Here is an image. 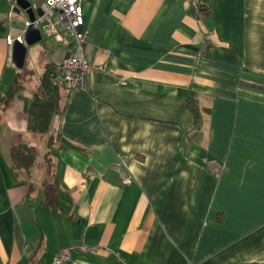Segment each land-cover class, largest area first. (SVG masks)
I'll return each mask as SVG.
<instances>
[{
  "label": "crops",
  "instance_id": "1",
  "mask_svg": "<svg viewBox=\"0 0 264 264\" xmlns=\"http://www.w3.org/2000/svg\"><path fill=\"white\" fill-rule=\"evenodd\" d=\"M15 1L0 12V100L30 74L31 44L40 73L0 110V264H49L71 246L67 264L264 263V0H81L86 41L59 47L38 31L21 70L12 41L28 17ZM69 55L111 75L62 92L53 210L45 138L22 99ZM18 143L35 158L29 177L11 170Z\"/></svg>",
  "mask_w": 264,
  "mask_h": 264
},
{
  "label": "trees",
  "instance_id": "2",
  "mask_svg": "<svg viewBox=\"0 0 264 264\" xmlns=\"http://www.w3.org/2000/svg\"><path fill=\"white\" fill-rule=\"evenodd\" d=\"M197 8L199 15L205 14L206 11L202 7L197 6ZM52 69L53 65L51 64H47L44 67L37 92L30 99L22 100L23 108L27 115L28 130L45 138L44 146H46V152L43 160L47 179L43 183L41 197L45 206L53 210H57L60 187L56 176V167L53 162L56 155H54L52 150L54 146L58 144L59 135L54 133L55 131L53 130L52 125L53 121L60 116L63 107L61 106L62 91L54 87L49 80V74ZM22 82V73L17 72L8 90L0 100V110H4L15 99L20 98V92L23 88ZM186 105L193 117V130H199L202 111L198 108L193 95L187 99ZM9 159L11 163V170L22 172L26 175V177L30 176L34 169L35 158L30 151L29 146L23 143L13 144L9 148Z\"/></svg>",
  "mask_w": 264,
  "mask_h": 264
},
{
  "label": "built area",
  "instance_id": "3",
  "mask_svg": "<svg viewBox=\"0 0 264 264\" xmlns=\"http://www.w3.org/2000/svg\"><path fill=\"white\" fill-rule=\"evenodd\" d=\"M33 11L34 19L23 21L19 35L12 43H23L27 29L36 27L37 31L47 37L56 46H68L72 43L80 47L86 41L84 33V17L81 0H27ZM39 1L36 7L35 3ZM195 1V0H191ZM40 11L35 15L34 11ZM91 73L111 75L105 64L92 65L82 55H69L53 65L49 74L51 84L62 92L85 90L87 77ZM121 81V80H117ZM125 183H129L126 179ZM72 246L61 249L49 264H67L71 259ZM78 251H86L85 245L77 247Z\"/></svg>",
  "mask_w": 264,
  "mask_h": 264
},
{
  "label": "water",
  "instance_id": "4",
  "mask_svg": "<svg viewBox=\"0 0 264 264\" xmlns=\"http://www.w3.org/2000/svg\"><path fill=\"white\" fill-rule=\"evenodd\" d=\"M15 4L23 11H25V14L27 15L29 21H33V12L30 8L29 4L24 0H16ZM39 5V1L36 2V7ZM38 14H40V11H38ZM29 38H31V42L35 43L40 41V35L38 34L37 28L32 27L27 29L25 35L23 36V43L24 45H21L17 42L13 43L12 48V67H14L17 70H21L24 63L25 58V47L29 44Z\"/></svg>",
  "mask_w": 264,
  "mask_h": 264
},
{
  "label": "rangeland",
  "instance_id": "5",
  "mask_svg": "<svg viewBox=\"0 0 264 264\" xmlns=\"http://www.w3.org/2000/svg\"><path fill=\"white\" fill-rule=\"evenodd\" d=\"M8 7V0H0V12H4ZM36 47V48H35ZM36 45L31 44V46L28 47V57L30 58L28 60V63L26 64V71H29V75L22 74L23 78L25 77V81L22 82V85L24 86L22 94L25 95V93L30 92L33 88H35V84L37 83L38 76L40 73L39 65H38V58L36 57L37 52Z\"/></svg>",
  "mask_w": 264,
  "mask_h": 264
},
{
  "label": "bare ground",
  "instance_id": "6",
  "mask_svg": "<svg viewBox=\"0 0 264 264\" xmlns=\"http://www.w3.org/2000/svg\"><path fill=\"white\" fill-rule=\"evenodd\" d=\"M33 12V11H32ZM33 17H34V15H33Z\"/></svg>",
  "mask_w": 264,
  "mask_h": 264
}]
</instances>
